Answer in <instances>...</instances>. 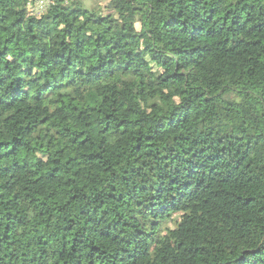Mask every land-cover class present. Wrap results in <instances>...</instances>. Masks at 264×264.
<instances>
[{
  "label": "trees",
  "instance_id": "obj_1",
  "mask_svg": "<svg viewBox=\"0 0 264 264\" xmlns=\"http://www.w3.org/2000/svg\"><path fill=\"white\" fill-rule=\"evenodd\" d=\"M34 2L0 0V264H264V0Z\"/></svg>",
  "mask_w": 264,
  "mask_h": 264
},
{
  "label": "built area",
  "instance_id": "obj_2",
  "mask_svg": "<svg viewBox=\"0 0 264 264\" xmlns=\"http://www.w3.org/2000/svg\"><path fill=\"white\" fill-rule=\"evenodd\" d=\"M44 3H45V0H39L38 4L36 3L38 8L32 7V4H29L28 7H27V13H29L31 15H40V13H41V11L43 9Z\"/></svg>",
  "mask_w": 264,
  "mask_h": 264
},
{
  "label": "rangeland",
  "instance_id": "obj_3",
  "mask_svg": "<svg viewBox=\"0 0 264 264\" xmlns=\"http://www.w3.org/2000/svg\"><path fill=\"white\" fill-rule=\"evenodd\" d=\"M38 1H39V0H35V2L32 3V7L38 8V6L36 5V3L38 4ZM82 1H83L84 5H86L87 7H88V6H93V4L95 3V0H82ZM104 2H105V1H102L101 4L103 5ZM46 6H47V0H45V3H44V5H43V9H42V11H44V10L46 9V8H45ZM42 11H41V12H42ZM28 14H29V13H28ZM30 15H31V14H30Z\"/></svg>",
  "mask_w": 264,
  "mask_h": 264
}]
</instances>
